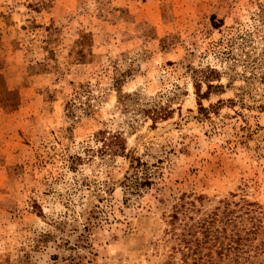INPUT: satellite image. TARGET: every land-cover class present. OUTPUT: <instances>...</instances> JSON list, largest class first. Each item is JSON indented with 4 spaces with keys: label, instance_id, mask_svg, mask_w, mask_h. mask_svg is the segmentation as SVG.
Listing matches in <instances>:
<instances>
[{
    "label": "rangeland",
    "instance_id": "1",
    "mask_svg": "<svg viewBox=\"0 0 264 264\" xmlns=\"http://www.w3.org/2000/svg\"><path fill=\"white\" fill-rule=\"evenodd\" d=\"M199 196L264 264V0H0V264H186Z\"/></svg>",
    "mask_w": 264,
    "mask_h": 264
},
{
    "label": "trees",
    "instance_id": "2",
    "mask_svg": "<svg viewBox=\"0 0 264 264\" xmlns=\"http://www.w3.org/2000/svg\"><path fill=\"white\" fill-rule=\"evenodd\" d=\"M210 72L215 73L212 70ZM209 77L210 75L204 74L203 78H201L202 80H196L195 88L197 92L201 87L203 79L205 82L208 81L207 79ZM206 83L209 88L213 87L209 82ZM75 92L78 91L75 90ZM199 96L201 98L200 94ZM120 97L126 100V97H132V95H121ZM67 109L69 115H73L74 111L71 103L67 102ZM143 112L155 123L157 120L169 118L172 114L168 106L162 105L147 109ZM95 137L102 142V151L110 150L113 153H117L120 151L125 152L126 150L125 140L120 134L107 135L105 130H100L96 133ZM130 162L131 175L139 179L138 172L142 164L141 160L131 155ZM138 179L136 183L140 184L141 182ZM144 181L145 185H151L150 179L145 178ZM180 200L181 202L174 205V210L170 214L168 222L174 232H177L178 229L181 231L178 236L180 244H182L181 250L186 264H246V259L243 254L239 253L231 256V250L240 249L244 242L251 238L250 234L254 235L257 233L260 220L259 217L255 216L258 211L257 208H250L248 206L243 209L244 211L240 216H233L235 211L230 208L229 201L223 203L222 208L221 206H216L211 212L205 213L201 207L205 206L204 201L206 197L199 196L197 198L199 206L196 201L185 203L184 198ZM180 214L183 215L180 216ZM238 217L250 220L252 222L251 227L248 230L244 228L232 229L237 224ZM230 225L232 227L230 233H228V227ZM188 259H191V262Z\"/></svg>",
    "mask_w": 264,
    "mask_h": 264
}]
</instances>
